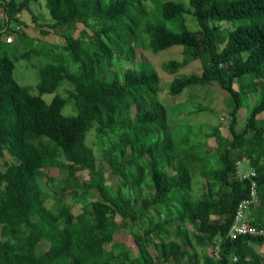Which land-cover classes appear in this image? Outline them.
Segmentation results:
<instances>
[{"label": "trees", "instance_id": "1", "mask_svg": "<svg viewBox=\"0 0 264 264\" xmlns=\"http://www.w3.org/2000/svg\"><path fill=\"white\" fill-rule=\"evenodd\" d=\"M38 1L0 0L5 24L18 25L15 16ZM42 1L47 27L64 33L39 70L37 95L14 81L0 45V159H11L0 169V264H264L256 250L264 235L227 238L250 180L257 200L246 218L264 230V120L258 118L264 114V0H188L187 7L172 0ZM185 15L197 31L188 29ZM77 24L90 34L73 37ZM175 46L193 58L161 64L175 76L169 95L216 84L229 97L231 141L214 153L204 138L198 144L175 139L157 99L160 78L144 52ZM193 59L201 70L177 77ZM62 83L70 87L71 116L61 114ZM45 94H54L49 103ZM249 95L254 102L237 130ZM91 130L109 184L86 145ZM211 136L224 141L218 131ZM242 163L254 177L242 178L248 173ZM57 170L66 173L60 187ZM85 170L97 179L79 183ZM64 196L79 213L63 204ZM47 200L58 201L59 209L52 212ZM123 226L131 228L134 256L127 247H105Z\"/></svg>", "mask_w": 264, "mask_h": 264}, {"label": "rangeland", "instance_id": "2", "mask_svg": "<svg viewBox=\"0 0 264 264\" xmlns=\"http://www.w3.org/2000/svg\"><path fill=\"white\" fill-rule=\"evenodd\" d=\"M172 1L182 2L187 7L188 0ZM18 16L19 21L17 26H19V31L10 33L14 38V42L12 45L3 47V51L8 55L13 63L12 77L14 81L20 86L27 87L31 95H37L35 87L40 80L39 70L46 63L50 62L53 56H55V54L51 52L50 57L47 58L46 54L50 52L49 48L62 45L64 31L58 30V28L50 29L47 27L48 24H50V19L42 0L31 4L30 11L23 10L18 13ZM184 18L189 30L193 32L198 30V26L192 16L185 15ZM164 25L168 29L174 30L172 23L164 22ZM71 29L72 35L75 38H81L83 33L86 37L90 34V32L80 24L71 27ZM41 31L46 33H42ZM19 32L23 35L22 37L18 36ZM29 51H32L29 54V57H21L23 53H28ZM36 51L42 53V55L37 56L35 54ZM182 52V47L175 46L169 48L168 50L157 52L156 54L144 52V57L148 60L149 65L152 66L159 75L160 82L157 90V99L166 110L167 125L172 136H174L177 140L188 136L194 144H198L202 141L201 139L204 138L205 142H207L208 149L214 153L215 151L228 146V143L231 141V135L228 130L230 123L228 115L230 109L229 97L227 93L221 90L216 84L190 86L179 95H169L168 87L171 80L175 76L164 72L161 68V64L170 60H192L193 54L191 51L187 50L184 54ZM55 53L60 54L62 52L59 50ZM199 70H201L200 60L193 59V61H189L188 65L182 68L176 76L179 77L187 75L191 72H198ZM117 71L122 73L123 69L117 68ZM233 85L236 88L237 82L234 81ZM69 90L70 87L67 84L62 83L61 87L56 92L61 97L66 99L65 105L61 109V114L63 116H71L76 113L72 99L68 98ZM53 96L54 94H45L42 96V99L46 103H49ZM254 98V95H249L245 98L244 102H246V106L243 109H240L237 115V130H240L244 126L245 116L253 104ZM258 118L264 120V114L259 115ZM214 131H218L224 141H219L216 137H212L211 134H213ZM86 145L92 149L96 157V164L102 169L106 182L109 184V171L101 159V147L97 144L93 130L87 134ZM8 162H11V159L8 157L0 159V169H3L5 164ZM240 170L243 173H247V164L242 163ZM54 174L56 176L55 186L60 187L64 185L66 173L62 170H57ZM77 179L78 182L81 183L94 181L97 178L93 171L85 170L77 175ZM43 190L47 191V188L43 187ZM192 194L199 196L200 193L197 189H193ZM88 199H94V195H89ZM45 204L52 212H56L60 206L58 201L49 202L47 200ZM63 204L67 206L71 204L67 196H64ZM70 206L73 214L80 212L79 206H74L72 204ZM246 217L249 218V213ZM0 240L4 239L0 236ZM44 245L45 244L41 245V250L46 248ZM121 246L127 247L130 255L134 256L137 249L133 243L130 227H121V229L113 235L112 242L105 245L108 250ZM149 250L154 256L155 253L152 246ZM256 250L261 253V256L264 258V247L256 248Z\"/></svg>", "mask_w": 264, "mask_h": 264}, {"label": "built area", "instance_id": "3", "mask_svg": "<svg viewBox=\"0 0 264 264\" xmlns=\"http://www.w3.org/2000/svg\"><path fill=\"white\" fill-rule=\"evenodd\" d=\"M15 18L18 20L19 18L18 14L15 16ZM13 29L14 31L12 33H14L15 31H18L19 26L16 25L13 27ZM10 33L4 36V42L6 44H10L13 42V36ZM254 176H255V173L252 171V169H250V171L247 174L242 175V178H249V177H254ZM256 200H257V185L254 180H250L248 196L242 201H240L236 207V210L233 216V221L227 233L228 239L234 240L244 235H253V236L254 235H264L263 229H260L254 225H251L246 218L247 211L253 206ZM215 251H217V247L215 248Z\"/></svg>", "mask_w": 264, "mask_h": 264}, {"label": "crops", "instance_id": "4", "mask_svg": "<svg viewBox=\"0 0 264 264\" xmlns=\"http://www.w3.org/2000/svg\"><path fill=\"white\" fill-rule=\"evenodd\" d=\"M5 22H6V18L3 14V11L0 9V45L3 47L8 46V45H12L14 42V38H13V42L10 44H6L4 42V36L6 35V33H5V28H6ZM7 34H8V31H7Z\"/></svg>", "mask_w": 264, "mask_h": 264}, {"label": "clouds", "instance_id": "5", "mask_svg": "<svg viewBox=\"0 0 264 264\" xmlns=\"http://www.w3.org/2000/svg\"><path fill=\"white\" fill-rule=\"evenodd\" d=\"M18 20H19V19H18ZM7 25H8V27H9V26H10V27L8 28ZM11 26H12V28H11ZM14 26H15V25H13V24H7V23H6V26H5V27H6V28H5V33L7 34V31H8V33H10V32L12 33V32L14 31V29H13ZM18 31H19V30H18Z\"/></svg>", "mask_w": 264, "mask_h": 264}]
</instances>
